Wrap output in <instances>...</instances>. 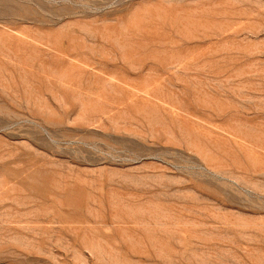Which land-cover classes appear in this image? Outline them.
I'll use <instances>...</instances> for the list:
<instances>
[{"label":"rangeland","instance_id":"obj_1","mask_svg":"<svg viewBox=\"0 0 264 264\" xmlns=\"http://www.w3.org/2000/svg\"><path fill=\"white\" fill-rule=\"evenodd\" d=\"M0 264H264V0H0Z\"/></svg>","mask_w":264,"mask_h":264}]
</instances>
